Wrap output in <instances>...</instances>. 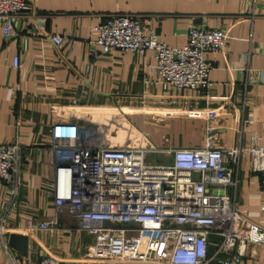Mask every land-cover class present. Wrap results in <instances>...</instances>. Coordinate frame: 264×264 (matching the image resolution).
Masks as SVG:
<instances>
[{
  "label": "crops",
  "instance_id": "0c3cea01",
  "mask_svg": "<svg viewBox=\"0 0 264 264\" xmlns=\"http://www.w3.org/2000/svg\"><path fill=\"white\" fill-rule=\"evenodd\" d=\"M116 14L140 19L174 47L186 43L191 26L222 29L226 45L204 55L212 65L210 88L164 89L152 50L91 57L93 27ZM51 34L69 41L56 48ZM209 110L215 114L206 119ZM60 122L90 125L92 138L107 147H143L145 138L171 148L263 145L264 0H26L9 34L0 23V144L20 146L18 183H0V262L37 264L54 254L60 264H140L108 259L97 235L78 230L69 215L50 231L28 228V220L56 217L44 134ZM233 169L237 184L226 191L247 219L264 227V190L250 156ZM14 231L27 236L26 255L8 242ZM209 242L211 253L220 238L210 235ZM239 264H264L262 247L246 245Z\"/></svg>",
  "mask_w": 264,
  "mask_h": 264
},
{
  "label": "built area",
  "instance_id": "2783aa9c",
  "mask_svg": "<svg viewBox=\"0 0 264 264\" xmlns=\"http://www.w3.org/2000/svg\"><path fill=\"white\" fill-rule=\"evenodd\" d=\"M25 6L26 0H0L4 34L10 33L13 17ZM93 30L94 47L89 50L93 58L112 50L139 55L152 50L156 81L164 89H209L212 65L204 55L226 45L222 29L191 26L183 46H170L143 21L126 14L112 15ZM48 38L56 48L69 41L64 35ZM13 64L17 67V56ZM192 114L201 113L193 110ZM214 114L209 110L204 117L211 119ZM89 126L54 123L44 134L52 156L56 217L36 223L28 220L29 229L50 231L59 216L69 215L78 230L97 235L108 259L127 263L239 264L248 244L262 247L264 254V227L247 219L226 191L237 184L233 166L244 154L250 156L251 170L264 190V144L107 147L92 138ZM152 153L171 158V164H151ZM19 159V144H0V183H18ZM210 235L220 238L211 253ZM60 263L54 254L37 262Z\"/></svg>",
  "mask_w": 264,
  "mask_h": 264
},
{
  "label": "water",
  "instance_id": "95a60500",
  "mask_svg": "<svg viewBox=\"0 0 264 264\" xmlns=\"http://www.w3.org/2000/svg\"><path fill=\"white\" fill-rule=\"evenodd\" d=\"M9 244L15 248L21 255H26L27 251V236L25 233H19L17 231L9 234Z\"/></svg>",
  "mask_w": 264,
  "mask_h": 264
},
{
  "label": "rangeland",
  "instance_id": "374dc122",
  "mask_svg": "<svg viewBox=\"0 0 264 264\" xmlns=\"http://www.w3.org/2000/svg\"><path fill=\"white\" fill-rule=\"evenodd\" d=\"M146 140H148V139L147 138L144 139V145H143L144 148H150V147H155L156 146L151 141H146ZM158 147H160V146H158ZM148 160H149V162L151 164H159V163L162 162L163 164L169 165L172 162L171 158L164 157V156H162L159 153L150 154L149 157H148ZM197 177H198V175L195 174V173L192 175L193 179H196Z\"/></svg>",
  "mask_w": 264,
  "mask_h": 264
}]
</instances>
